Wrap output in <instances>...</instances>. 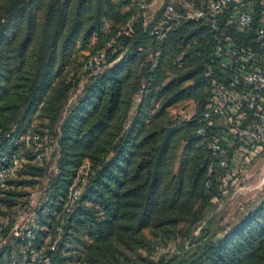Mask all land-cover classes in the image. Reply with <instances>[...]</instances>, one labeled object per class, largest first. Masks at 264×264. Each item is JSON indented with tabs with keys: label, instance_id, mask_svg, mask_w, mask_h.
I'll return each mask as SVG.
<instances>
[{
	"label": "trees",
	"instance_id": "obj_1",
	"mask_svg": "<svg viewBox=\"0 0 264 264\" xmlns=\"http://www.w3.org/2000/svg\"><path fill=\"white\" fill-rule=\"evenodd\" d=\"M134 12V0H0V151L29 158L0 204L51 172L54 203L40 217L38 247L46 240L50 247L59 227L64 232L54 251L45 250L50 264H264V199L223 232L205 217L230 174L197 134L196 117L213 89L208 31L189 23L156 42L139 22L133 36L108 46ZM152 43L155 67L146 60ZM106 47L105 67L85 70ZM188 100L199 103L191 120L169 114ZM30 131L45 150L54 148L53 170L14 142ZM230 151L232 164L240 152L237 145ZM75 182L84 183L83 196L63 217ZM175 232L174 252L152 257ZM16 244L25 256L17 263L8 249L5 261L3 251ZM11 245L0 264L27 263L23 244Z\"/></svg>",
	"mask_w": 264,
	"mask_h": 264
},
{
	"label": "built area",
	"instance_id": "obj_2",
	"mask_svg": "<svg viewBox=\"0 0 264 264\" xmlns=\"http://www.w3.org/2000/svg\"><path fill=\"white\" fill-rule=\"evenodd\" d=\"M135 12L118 29L108 46L120 36H133L136 25L142 22L147 34L156 42L166 40L170 34L185 24H198L208 31L206 75L212 77L213 89L209 103L196 117L197 134L208 141V147L218 157L217 166L223 170L231 167L232 146L240 153L256 150L264 144V0H134ZM196 43V40H194ZM147 61L153 60L154 44ZM142 50V47L139 48ZM107 47L90 57L85 70L97 73L105 67ZM153 67L157 61L151 62ZM183 63L179 59V66ZM218 79H214L216 73ZM141 97L135 98L132 111ZM193 115L182 110L181 121ZM10 136V134H9ZM16 144L30 150L36 161L47 154L45 141L37 133L27 132L14 139ZM29 158L23 152L0 151V196L9 188ZM214 165L210 167V172ZM84 183L75 182L69 187L63 207V217H68L83 196ZM54 199L51 193L32 192L28 205L18 206L10 218L12 225L6 235V224L0 218V254L4 248L21 243L28 253L25 264H50L49 255L38 247L41 228L40 217L49 212ZM49 247L56 244L63 234ZM172 253L169 243L160 248Z\"/></svg>",
	"mask_w": 264,
	"mask_h": 264
},
{
	"label": "rangeland",
	"instance_id": "obj_3",
	"mask_svg": "<svg viewBox=\"0 0 264 264\" xmlns=\"http://www.w3.org/2000/svg\"><path fill=\"white\" fill-rule=\"evenodd\" d=\"M131 1L133 2V0ZM125 9L128 8L125 7ZM82 53L84 55L83 57H85L90 52L85 50ZM189 84H191V81L186 82L187 86ZM182 110L195 115L199 112V103L190 100L181 102L171 106L168 112L173 118L177 119ZM33 125L38 126L39 122L35 121ZM45 157L46 161L51 163L49 166L50 170H53L56 162V154L53 147H47V154ZM232 157L233 162L229 169L230 174H227V176L222 179L223 183L220 197L213 199V205L206 212L205 217L208 222L207 224L212 231L217 230L223 232L224 229L233 226L244 217L245 213L250 211V209L264 199V147L257 148L256 150L248 149L244 153H239V156L233 153ZM46 161L44 162L47 164ZM87 171L88 166L82 169L81 175H86ZM50 173L35 179V184L33 186L21 188V195L18 198H12V204H0V218L6 224L7 236L12 225V220L10 219L12 214L16 211L18 206L23 207L28 205L30 193L36 192L42 195L51 192ZM48 242L49 240H46L43 243V251L49 248ZM169 243L173 248H177L181 243V234L179 232L173 233ZM161 244L162 243H160V247L158 248L156 246L155 251L152 253V257H158L163 253L160 250ZM8 249H10L17 263H19V254H21L22 257L25 256L22 246L16 244L12 247L8 246L3 251V258L5 261H8V256H10ZM142 254L146 255L144 253ZM16 262H14V264H17Z\"/></svg>",
	"mask_w": 264,
	"mask_h": 264
}]
</instances>
